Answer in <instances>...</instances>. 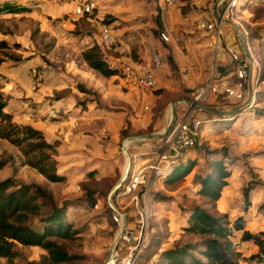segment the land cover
<instances>
[{
  "label": "rangeland",
  "instance_id": "rangeland-1",
  "mask_svg": "<svg viewBox=\"0 0 264 264\" xmlns=\"http://www.w3.org/2000/svg\"><path fill=\"white\" fill-rule=\"evenodd\" d=\"M80 1L0 0V40L7 43L0 47V91L9 95L7 109L12 111L13 121L31 124L46 139L57 141L58 170L65 175L60 181L48 180L36 168L23 164L19 146L0 138V161H6L0 179L10 176L19 184L39 185L49 194L40 197L41 209L29 224L41 231L46 225L69 223V236L50 238L74 255L50 263L43 247L16 243V255H0V264H103L108 254L111 257L114 243L122 256L127 247L117 240L120 230L109 200L126 213L127 225L137 228L136 232L143 224V239L134 242V264H167L162 251L200 240L198 234L182 229L197 205L213 215L225 214L231 227L242 217L245 229L264 230V0H235L230 6L229 0H94L92 12L83 15L75 12ZM226 9L222 40L235 49L240 46L239 33L247 41V54L256 65L249 79L253 98L228 115L193 109V117L209 121L201 126L197 146L187 156V161L195 160L192 169L171 182L165 181V174L151 183L146 195L138 190V202L131 194L122 195L121 186L108 200L126 164L121 148L125 138L163 131L172 99H195L196 89L214 68L232 71L226 55L219 54L215 63L210 44L213 30L200 24L221 17ZM102 24L111 25L120 41L104 44L99 31ZM161 30L168 33V41L160 38ZM94 44L109 64L120 68L130 60L148 59L153 51L159 52L165 64L157 71L156 87L140 92L126 85L120 73L103 76L87 62L73 73V65L80 66L84 60L81 51ZM47 70L63 77L64 86L52 94H46L43 87ZM22 75L28 76V83L20 80ZM199 98L203 105L224 111L238 107L214 94ZM187 108L181 103L176 112L180 115ZM151 142L139 138L127 145L131 163L123 183L135 165L148 162L151 152L142 150ZM222 153L228 155L225 161L231 174L222 198L212 202L198 192V180L210 172L212 160ZM137 208L147 212L141 225ZM233 233L237 247L241 230ZM247 248V259L259 253L256 245ZM258 255L249 260L251 264H264ZM112 258L114 261V255Z\"/></svg>",
  "mask_w": 264,
  "mask_h": 264
},
{
  "label": "trees",
  "instance_id": "trees-1",
  "mask_svg": "<svg viewBox=\"0 0 264 264\" xmlns=\"http://www.w3.org/2000/svg\"><path fill=\"white\" fill-rule=\"evenodd\" d=\"M4 40H0V47L6 46ZM87 64L99 71L103 76L117 74L120 68L108 63L101 54L97 44L81 51ZM219 54H223V50ZM220 57V56H219ZM18 59L19 58H15ZM54 78L56 83L60 79L55 72L49 78ZM57 79V80H56ZM48 77L44 82H48ZM43 82V83H44ZM81 91L85 87L79 86ZM9 95L0 91V138H5L20 147L24 156L23 164H29L36 168L45 178L51 181H60L65 175L58 170L59 161L56 159L57 141L45 138L41 129L28 123H17L12 120V111L7 109ZM197 146V144H195ZM226 153L212 160L210 172L201 176L199 193L206 196L210 201L216 202L222 198V188L228 183L231 170L227 166ZM6 161H0V168ZM195 160L187 159L175 165L165 175V181L171 182L186 175L194 166ZM171 173V175L169 174ZM169 174V175H168ZM250 185L246 188H248ZM49 195L39 185L28 183L19 184L13 177L0 179V255L12 258L16 255L15 245H39L47 250V259L50 263L70 260L74 255L64 246L50 236L66 237L71 234L69 223L57 222L55 225H46L43 230H37L29 224L33 215L41 209L42 196ZM247 195V192H246ZM247 201V198H246ZM248 202V201H247ZM226 215H213L205 208L194 206L189 214V223L182 229L198 234L201 239L196 242H186L182 246L165 249L164 256L168 259L167 264H241L243 260H252L260 254V260L264 255V230L257 233L244 227L242 217L234 220L232 227ZM241 230L240 240H251L258 247V254L246 258L236 247L233 241V232ZM196 251L197 254H190ZM189 257L186 259V257Z\"/></svg>",
  "mask_w": 264,
  "mask_h": 264
},
{
  "label": "built area",
  "instance_id": "built-area-1",
  "mask_svg": "<svg viewBox=\"0 0 264 264\" xmlns=\"http://www.w3.org/2000/svg\"><path fill=\"white\" fill-rule=\"evenodd\" d=\"M174 1V0H168ZM235 0H229L228 6L232 5ZM95 7L94 0H83L76 4L75 12L80 15L91 13ZM226 10L222 11V16L208 20L204 23L201 20L200 24L205 25L208 29L213 30L212 39L210 44H213V50L215 53V63H218L220 59L219 53L223 50L224 55L228 57L229 63L232 65V71L230 73H223L214 68L203 86L196 89L195 99L199 100L201 96L206 94H214L227 100L236 103V106L240 108L241 103H245L248 100L249 88H251L253 98V87L250 85L249 79L256 70V65L253 63L244 49L239 46V49H235L229 45L227 41L222 40L223 18L226 16ZM216 15L218 12L216 11ZM113 27L109 24H102L100 26L101 41L104 44L110 45L119 42L113 33ZM159 36L163 41L169 40V35L166 30L159 31ZM247 52L249 53V45L244 39ZM165 64V59L162 55L153 51L148 59H136L130 60L127 65L120 68L119 73L124 79V83L131 88L140 92H146L152 90L157 85V71ZM251 98L249 100H251ZM193 110H185L180 115L176 112L173 120L172 128L168 130L162 138L155 139L149 144L147 149L142 150V153L149 155L148 162L136 165L131 169L129 178L126 182L121 184L120 193L122 195H132V199L138 202V190L142 189L144 194L148 193L151 183H155L158 178L163 177L168 171H170L175 165L184 162L187 159L189 152L193 149L195 144L198 143V138L201 134V126L203 123L209 121L205 117H193ZM137 208L140 215L141 223H145V217L147 212L144 209ZM125 225L122 227V216L113 212V218L119 226L120 234L118 236L119 242L123 241L126 244L125 253L121 256L117 244L114 245L115 264L117 259H121L120 264H134L137 260V252H135L136 245L134 242L140 243L143 236V224L139 227L138 232L131 226L127 225V215L124 212ZM140 239V241H139ZM111 255V256H112ZM241 264H251L249 260H243Z\"/></svg>",
  "mask_w": 264,
  "mask_h": 264
},
{
  "label": "water",
  "instance_id": "water-1",
  "mask_svg": "<svg viewBox=\"0 0 264 264\" xmlns=\"http://www.w3.org/2000/svg\"><path fill=\"white\" fill-rule=\"evenodd\" d=\"M216 6V5H215ZM219 17V15H218ZM236 30H238V28L235 26ZM238 33H239V30H238ZM239 43H240V46L244 49V51L247 53V47H246V44H245V41L242 37V35L239 33ZM251 94H252V91H251V88H249V95H248V101L249 99L251 98ZM247 101V102H248ZM243 103V106L247 103ZM180 103H185L187 104V110H193V109H201V110H205V111H209V112H212V113H215V114H219V115H228V114H231L234 110H237L238 107H235L232 111H224L222 109H219L217 107H211V106H207V105H203L202 103L199 102V100L197 99H187V98H177V99H172L170 104H172V108H171V118H170V121H168L164 127V130L163 131H153V132H149V133H139V134H135V135H130V136H127L125 138V140L123 141L122 143V151L123 153L125 154V157H126V164H125V167L123 169V172L118 180V182L112 187V189L110 190L109 194H108V200L111 198V195L116 192L117 188H119L121 186V184L123 183V181L126 179L127 175H128V172H129V168H130V163H131V157L129 155V152L127 150V146H125V141L126 140H134V139H139V138H147V139H151L152 142L155 140V139H159V138H162L164 136V134L170 130L172 128V124H173V120L175 118V115H176V108L177 106L180 104ZM151 142V143H152ZM109 205L112 207L113 211L117 214H120L122 216V222H121V225L122 227L125 225V216H124V213L121 212L118 207L112 203L110 200L108 201ZM116 240V239H115ZM116 242V241H114ZM115 245V243H114ZM113 245V246H114ZM110 254H108V256L105 258L103 264H105L107 261H108V258H109Z\"/></svg>",
  "mask_w": 264,
  "mask_h": 264
},
{
  "label": "crops",
  "instance_id": "crops-1",
  "mask_svg": "<svg viewBox=\"0 0 264 264\" xmlns=\"http://www.w3.org/2000/svg\"><path fill=\"white\" fill-rule=\"evenodd\" d=\"M165 20V19H164ZM228 44H231V43H228ZM123 49V48H122ZM85 62L86 61H82V63H80V66H77V65H75V67H74V65H73V68H72V70H73V73H75L77 70H79V68H82L84 65H85ZM87 64V63H86ZM88 65V64H87ZM89 66V65H88ZM90 67V66H89ZM92 68V67H91ZM16 69H18V66L16 67ZM46 71V70H45ZM45 71L44 72H42V76H44V74H45ZM20 72V71H19ZM47 72H48V82H44L45 81V79H44V83H43V87H44V90H45V92H46V94H52L53 92H54V90H58V88H61V87H63L64 85H63V83L61 82V80H62V76L61 75H57V73H55L56 74V77L57 78H59L60 79V83H58V84H55L56 82L55 81H53L52 79H50L49 78V76H51L52 74H53V72H55V71H53V70H47ZM21 73V72H20ZM26 77H28V76H26ZM26 77H24V75H22V76H19V78H20V80L21 81H23V83L25 82V83H28V80H27V78ZM55 80V79H54ZM57 80V79H56ZM30 84V83H29ZM56 102H60V99H56ZM62 104V103H61ZM143 161H140V164L142 163ZM227 185V184H226ZM221 193H222V191H221ZM130 223V222H129ZM128 223V224H129ZM131 224V223H130ZM238 245H237V247H238V249L241 251V250H244L245 252H243L242 254L244 255V256H246L247 255V252H248V246H252L253 247V245H255L251 240H247V241H241V240H238ZM257 246V245H256ZM246 249V250H245Z\"/></svg>",
  "mask_w": 264,
  "mask_h": 264
},
{
  "label": "bare ground",
  "instance_id": "bare-ground-1",
  "mask_svg": "<svg viewBox=\"0 0 264 264\" xmlns=\"http://www.w3.org/2000/svg\"><path fill=\"white\" fill-rule=\"evenodd\" d=\"M249 102V101H248ZM247 102V103H248ZM181 104V103H180ZM171 108H172V104H171V106H169L168 107V109H167V112H166V117H167V122L168 121H170V118H171ZM135 140H137V139H132V140H126L125 141V146H127V145H130V143H133V141H135ZM125 167V166H124ZM118 239V238H117ZM113 256V255H112ZM112 256L109 258L110 260H108V262H107V264H115V261H113V258H112Z\"/></svg>",
  "mask_w": 264,
  "mask_h": 264
}]
</instances>
